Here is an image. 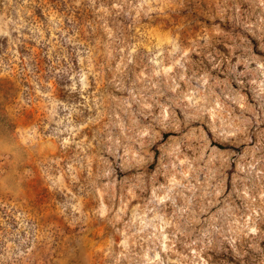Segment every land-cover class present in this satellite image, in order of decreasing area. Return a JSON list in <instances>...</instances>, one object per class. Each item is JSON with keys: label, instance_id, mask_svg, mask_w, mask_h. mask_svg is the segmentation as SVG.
I'll return each mask as SVG.
<instances>
[{"label": "clouds", "instance_id": "1", "mask_svg": "<svg viewBox=\"0 0 264 264\" xmlns=\"http://www.w3.org/2000/svg\"><path fill=\"white\" fill-rule=\"evenodd\" d=\"M0 264H264V0H0Z\"/></svg>", "mask_w": 264, "mask_h": 264}]
</instances>
